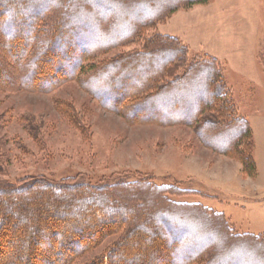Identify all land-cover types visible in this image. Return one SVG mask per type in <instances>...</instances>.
I'll list each match as a JSON object with an SVG mask.
<instances>
[{"label": "trees", "instance_id": "trees-1", "mask_svg": "<svg viewBox=\"0 0 264 264\" xmlns=\"http://www.w3.org/2000/svg\"><path fill=\"white\" fill-rule=\"evenodd\" d=\"M83 1L0 0L1 60L13 58L6 71L0 69V90L49 92L82 74V87L103 108L122 116L127 123L199 125L198 131L207 145L241 161L249 170L246 175L255 178L249 123L233 116L235 112L233 114L224 98L225 89L219 82L221 76L215 64L200 62L188 68L184 79L161 82L174 66L184 65L186 61V52L174 40L175 43H152L143 52L92 66L83 74L84 62L89 57L122 45L139 33L144 26L134 25L132 20L152 14L151 20H154L161 11L174 10L179 0H174L160 12L156 4L172 0L146 3L141 0H106L104 3L92 0L102 9L105 20L111 18L114 10L130 14L117 23L106 24L113 31L111 34L106 33L105 27L101 31L91 19L96 13L94 5L93 8L87 4L77 7V3ZM151 1L156 3L155 6ZM144 5L150 12L142 11ZM129 7L130 12L127 11ZM97 29L101 33L95 34ZM5 72L14 79L3 77ZM217 114L221 120H216ZM132 184L150 185L146 179ZM132 184L88 186L46 178L17 184L0 182V264H74L104 237L114 233L120 234L121 239L107 253L87 264H264V243L256 236L257 240L254 237L249 248L238 238L227 240L229 232L234 230L227 225L223 215L203 210L199 205L166 202L167 196L177 195L172 186L160 187L155 194L153 191L152 204L147 205L145 213L139 210L134 220L126 219L125 212L128 210L129 216L135 214L141 200L145 199L143 194L124 196ZM118 188H124L123 194L114 195L108 191ZM162 192L165 195H161ZM114 196L128 198V207L130 203L131 206L125 210ZM17 198L19 203L14 201ZM155 204L159 209L165 206L169 209L160 212L156 219L162 228L152 229V224L144 226L141 221L146 220L145 215L151 220L149 211L155 210L156 206L152 207ZM48 205L53 212L49 211ZM72 205L80 211H70ZM23 210L26 213L19 215ZM65 212L68 218L61 219ZM181 214L184 219L180 218ZM53 215L60 220H52ZM22 223L25 227L20 234L23 235L15 247H10L6 238L9 236L8 241L12 240ZM145 229L151 230L148 236L141 232ZM215 240L222 245L212 247ZM238 249L250 256L238 253ZM252 259L255 260L252 262Z\"/></svg>", "mask_w": 264, "mask_h": 264}, {"label": "rangeland", "instance_id": "rangeland-1", "mask_svg": "<svg viewBox=\"0 0 264 264\" xmlns=\"http://www.w3.org/2000/svg\"><path fill=\"white\" fill-rule=\"evenodd\" d=\"M100 1L104 3L106 0ZM141 1L146 3L149 0ZM173 1L166 4L151 1V4H156L160 12ZM176 2L174 10L161 11L154 20H151L154 14L132 20L134 25L144 26L139 33L122 45L89 57L84 62L83 74L92 66L143 52L150 44L163 41H176L186 52V61L164 74L161 82L184 79L188 68L197 63L208 61L215 64L221 76L219 82L225 89L224 98L233 114L235 112L233 116L249 123L256 177H248L249 170L238 159L225 156L207 145L198 131L199 125L127 123L122 116L103 108L82 87V74H78L77 78L49 92L0 90V182L17 184L46 178L77 185L117 183L123 186L146 179L150 184L147 187L132 184L131 189L125 191L128 194L124 196H145L135 214L129 216L128 210L125 212L126 219L134 220L139 210L143 213L147 205L152 204L153 191L155 194L160 187L172 186L177 195L167 196L166 202L199 205L203 210L223 215L227 225L234 230L229 232L227 240L238 238L249 248L256 237L264 243V0ZM82 4L93 8L94 2L85 0L77 3V7ZM94 6L96 13L91 19L101 31L105 27L107 34L113 31L106 24L130 17L127 12L114 10L111 18L105 20L102 9ZM127 11H132L131 7ZM142 11L150 12V9L144 5ZM101 31L97 29L94 33ZM1 58L0 52V69L6 71L13 58L9 57L5 62ZM3 77L14 79L6 72ZM216 116L217 121L221 120L220 114ZM108 191L118 195L123 194L124 188ZM161 195L165 194L162 192ZM121 197L116 196L114 200L120 201L126 210L129 199ZM19 198L14 200L15 203H19ZM69 207L70 211H80L77 206ZM152 207L149 211L151 220L145 215L146 220L141 223L144 226L152 224V229L162 228L156 219L169 207L159 209L156 204ZM47 208L53 212L51 205ZM24 213L23 210L19 215ZM182 216L180 218L184 219ZM62 217L68 218V213L61 214ZM53 218L56 219L57 215ZM24 227L22 223L12 240L8 241L9 236L6 238L10 247L17 245ZM141 232L148 236L151 230ZM121 237L117 233L107 235L74 264H87L104 255ZM221 245L219 240L212 243V247ZM236 251L250 256L242 249Z\"/></svg>", "mask_w": 264, "mask_h": 264}, {"label": "crops", "instance_id": "crops-1", "mask_svg": "<svg viewBox=\"0 0 264 264\" xmlns=\"http://www.w3.org/2000/svg\"><path fill=\"white\" fill-rule=\"evenodd\" d=\"M209 54V53H208ZM214 56V55H213ZM219 59H221V58H219Z\"/></svg>", "mask_w": 264, "mask_h": 264}]
</instances>
